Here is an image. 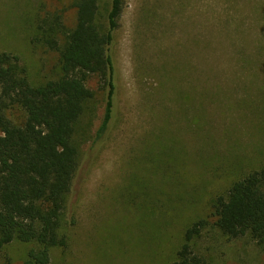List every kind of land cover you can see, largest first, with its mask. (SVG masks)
<instances>
[{"label":"rangeland","instance_id":"obj_1","mask_svg":"<svg viewBox=\"0 0 264 264\" xmlns=\"http://www.w3.org/2000/svg\"><path fill=\"white\" fill-rule=\"evenodd\" d=\"M74 0H0V53L18 58L31 86L60 76L58 53L31 41L39 21ZM98 23L109 0H98ZM116 94L104 134L106 89L75 125L79 170L48 264H172L184 231L205 264H264L250 236L215 226L217 196L264 166V0H124L114 33ZM9 117L20 121V109ZM34 243L12 241L0 264H23Z\"/></svg>","mask_w":264,"mask_h":264},{"label":"trees","instance_id":"obj_2","mask_svg":"<svg viewBox=\"0 0 264 264\" xmlns=\"http://www.w3.org/2000/svg\"><path fill=\"white\" fill-rule=\"evenodd\" d=\"M73 6L71 27L61 13L49 15L39 21L31 39L58 53L57 79L31 86L18 58L0 53V249L12 241L38 245L23 264H48L50 250L65 246L59 230L80 163L74 128L93 98L86 87L90 77L106 89L97 138L106 132L114 111L112 47L124 0H109L101 23L98 0H74ZM13 109L22 111L20 121L9 117ZM213 216L223 234L248 235L264 248V166L217 196ZM203 224L199 220L185 229L172 264H205L190 245Z\"/></svg>","mask_w":264,"mask_h":264}]
</instances>
